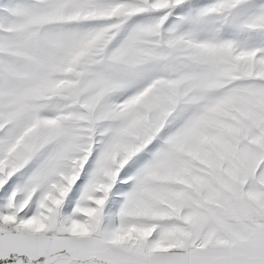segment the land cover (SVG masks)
Masks as SVG:
<instances>
[{
	"label": "snow or ice",
	"instance_id": "snow-or-ice-1",
	"mask_svg": "<svg viewBox=\"0 0 264 264\" xmlns=\"http://www.w3.org/2000/svg\"><path fill=\"white\" fill-rule=\"evenodd\" d=\"M0 264H264V0H0Z\"/></svg>",
	"mask_w": 264,
	"mask_h": 264
}]
</instances>
